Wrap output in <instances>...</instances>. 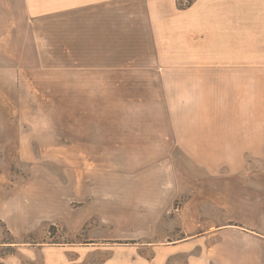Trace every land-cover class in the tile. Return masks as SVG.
I'll list each match as a JSON object with an SVG mask.
<instances>
[{"label": "crops", "instance_id": "0c3cea01", "mask_svg": "<svg viewBox=\"0 0 264 264\" xmlns=\"http://www.w3.org/2000/svg\"><path fill=\"white\" fill-rule=\"evenodd\" d=\"M221 5L0 0V58L11 59V75L14 59L20 60L22 90L31 84L34 90H54L57 99L0 101V122L23 129L26 121L62 123L50 142L31 141L27 148L73 155L69 193L79 205L71 225L83 228L97 217L108 219L110 228L133 226V233L125 232L156 253L196 248L197 260L190 264H264V228L245 219L222 221L214 212L216 203L251 200L237 185L246 183L247 155H264L262 131L237 128L246 119L221 113L222 101H232L223 90L236 89L227 66L231 53L206 46L207 28L216 31L222 22ZM207 10L213 14L206 18ZM30 55L35 62L25 67ZM44 59H53L52 67L44 69ZM190 90H208V97H189ZM17 105L23 107L14 113ZM41 105L53 114L42 113ZM190 105L214 108L184 112ZM176 153L192 165L169 159ZM90 155H103L95 158L92 174ZM257 178L264 187V177ZM176 200L179 213L167 216Z\"/></svg>", "mask_w": 264, "mask_h": 264}, {"label": "rangeland", "instance_id": "374dc122", "mask_svg": "<svg viewBox=\"0 0 264 264\" xmlns=\"http://www.w3.org/2000/svg\"><path fill=\"white\" fill-rule=\"evenodd\" d=\"M215 1L222 3L217 10L222 22L216 31L207 28L209 41L206 46L231 53L227 66L236 84L232 91L223 90L232 101H222L221 113L246 119L238 121L237 128L264 133V0ZM212 14V10H207L206 18ZM44 61L47 63L43 65L44 69L52 67L53 59ZM34 62V56L25 57V67ZM7 64L11 65V59L0 58V101L57 100L54 90H34L30 88L31 84H25V90H22L16 73L20 60L14 59L13 75L9 73L11 66ZM205 76L206 81L213 77L211 72ZM198 92H204L208 97V90H190L189 97L196 98ZM22 107H14V113L20 112ZM49 107L41 105L40 110L44 114H53ZM187 108L184 112L212 113L214 107L190 105ZM4 110L5 107L0 105V114ZM9 124L0 122V254L10 246L12 250L11 254L1 258L4 264H190L197 260L198 251L192 249L194 247L187 249L182 246L173 252L163 249V252L156 253L149 244H142L134 239L133 234L130 236L125 232L133 233L134 229L126 224L110 228L106 224L108 219L92 217L83 228L71 225V212L76 213L75 208L79 205L69 193L70 174L75 168L72 167L73 155L66 152L38 154L37 147L34 152L27 148L31 141L34 146L39 140L50 142L62 123L26 121L25 129ZM221 125L223 129L229 128L230 123ZM17 141H20L19 146H16ZM100 156L103 155H90L87 173L92 174L95 162H99L95 158ZM172 156L192 165L183 154L176 153L169 159L172 160ZM262 176L264 155H247L243 175L246 183L237 186L240 195L251 193V200L247 202L249 204L235 199H228L223 206L216 203L214 212L223 217L219 220H225L224 217L237 221L245 219L263 230L264 187L257 178ZM175 207L181 209L179 200L167 209L166 215L171 217L179 213V210H173ZM245 213L249 217L240 218ZM127 235L129 238H124ZM8 241L10 244L3 243Z\"/></svg>", "mask_w": 264, "mask_h": 264}, {"label": "trees", "instance_id": "16d2710c", "mask_svg": "<svg viewBox=\"0 0 264 264\" xmlns=\"http://www.w3.org/2000/svg\"><path fill=\"white\" fill-rule=\"evenodd\" d=\"M191 2H192V0H185V2H182L181 0H176L177 6L179 8H182V9L189 7L191 5ZM3 243H9L10 244L9 241L8 242H3ZM9 246L10 245H8V247ZM11 253H12L11 246L7 250H3V252L0 254V264H4L3 261L1 260V258L4 257L5 255L11 254Z\"/></svg>", "mask_w": 264, "mask_h": 264}, {"label": "built area", "instance_id": "2783aa9c", "mask_svg": "<svg viewBox=\"0 0 264 264\" xmlns=\"http://www.w3.org/2000/svg\"><path fill=\"white\" fill-rule=\"evenodd\" d=\"M173 210H174V211H178L179 209H178V207H175Z\"/></svg>", "mask_w": 264, "mask_h": 264}]
</instances>
